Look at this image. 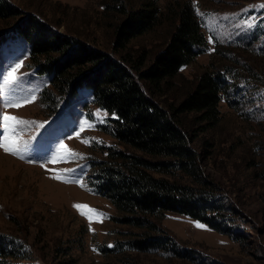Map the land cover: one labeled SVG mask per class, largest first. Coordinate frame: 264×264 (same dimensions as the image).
<instances>
[{"label":"rangeland","instance_id":"rangeland-1","mask_svg":"<svg viewBox=\"0 0 264 264\" xmlns=\"http://www.w3.org/2000/svg\"><path fill=\"white\" fill-rule=\"evenodd\" d=\"M7 1L22 16H34L52 31L112 51L120 17L111 10L105 12L107 0ZM155 1L164 11L178 0ZM179 1H189L200 17L206 49L172 79V88L160 96V102L178 104L211 62L232 70L227 76L239 84L237 102L231 107L221 101V119L214 128L198 131L193 114L183 118L196 135L193 144L202 155L203 170L226 196L230 209L224 225L233 236L170 213L159 220L165 237L172 239L169 244L145 251L123 248L120 240L137 230L117 224L118 211L91 184L96 176L91 162L102 156L100 147L114 143L99 126L107 113L94 104L84 105L90 100L87 92L62 101L52 111L43 100L51 87L49 78L31 62L30 44L7 31L14 21L0 19V112L44 125L23 126L18 139L28 143L26 159L0 148V236L9 237L10 243L14 240L22 257L11 259L10 264H264V0ZM133 2H127L129 8ZM170 26L164 20L131 40L123 52L147 49L154 55L164 45ZM18 64L16 80L5 85L7 73ZM33 95L35 101L22 107H4L5 101H24ZM82 121L92 127L81 131ZM5 134L0 128V136ZM61 141L66 149L59 150L60 156L74 151L83 158L45 163L57 154ZM65 169L74 170L67 178L82 180L84 186L52 178L54 172L64 174ZM75 204L106 216L102 222L90 223Z\"/></svg>","mask_w":264,"mask_h":264},{"label":"trees","instance_id":"trees-1","mask_svg":"<svg viewBox=\"0 0 264 264\" xmlns=\"http://www.w3.org/2000/svg\"><path fill=\"white\" fill-rule=\"evenodd\" d=\"M130 1L105 3V12L120 17L111 52L52 31L34 16H22L7 0H0V19L14 21L7 31L30 44L31 62L49 78L51 87L43 100L52 111L87 92L90 100L84 105L94 104L107 113L99 126L114 143L100 147L102 156L91 162L96 172L91 184L118 211L114 221L137 230L120 240L123 248L145 251L169 244L172 239L165 237L159 220L170 213L232 237L224 225L230 209L226 196L203 170L202 155L193 144L196 135L183 117L193 114L198 131L214 128L221 119V101L235 107L239 84L227 76L230 68L211 62L178 104H161L172 79L205 51L206 35L189 1L178 0L164 11L155 0H134L129 8ZM164 20L171 26L154 55L147 49L123 52L131 40ZM11 243L0 236L1 264L22 258L15 241Z\"/></svg>","mask_w":264,"mask_h":264},{"label":"snow or ice","instance_id":"snow-or-ice-1","mask_svg":"<svg viewBox=\"0 0 264 264\" xmlns=\"http://www.w3.org/2000/svg\"><path fill=\"white\" fill-rule=\"evenodd\" d=\"M211 40V38H210ZM21 65L18 64L15 67L12 68L11 71L7 73L6 79H4V84L8 85L9 83H12L16 80V77L14 73L16 72L17 68ZM36 99L35 95L31 96L30 98L24 100V101H12L8 100L5 101L4 107H13L18 108L22 107L24 103H31L34 102ZM26 125H36L37 127L43 128L44 125L37 124L35 121H28L21 117H16L12 115H8L5 113L0 112V128L3 129V131L7 134L0 136V148L4 150L6 154H11L14 156H17L20 159H26L27 154L29 153V147L27 142H20V139H18L21 135V131L23 130V126ZM85 127L91 128L92 125L88 123V121H82L80 124V130L83 131ZM47 131V129H45ZM79 135V132L76 133ZM71 138V137H69ZM83 143H89V140H82ZM66 145L61 141L58 145L57 154L45 159V163H56V162H71L75 159H82V155L79 153H76L74 151H67L65 156H60L59 150H65ZM51 151V149H50ZM29 163H35L36 161L34 159H28ZM42 167H44V164H41ZM74 171L73 169H65L64 174H61L60 172H54L52 178L61 180L62 182H76L80 184L81 187L84 186L82 180H71L67 178L66 174L68 172ZM75 208H77L78 211L81 212L82 215H85L89 222L91 223L94 219L97 222H102L105 218L106 214L99 212L98 210H94L89 208L87 205H81V204H75ZM86 210V211H85ZM200 226V225H197Z\"/></svg>","mask_w":264,"mask_h":264}]
</instances>
